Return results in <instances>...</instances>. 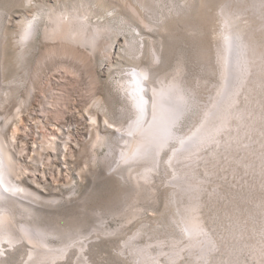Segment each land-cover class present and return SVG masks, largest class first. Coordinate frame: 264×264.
Instances as JSON below:
<instances>
[{"label":"rangeland","instance_id":"374dc122","mask_svg":"<svg viewBox=\"0 0 264 264\" xmlns=\"http://www.w3.org/2000/svg\"><path fill=\"white\" fill-rule=\"evenodd\" d=\"M145 4L0 0V122L8 141L19 125L16 152L23 150L28 172H46L40 184L25 178L45 196L30 218L54 230L78 228L81 239L89 241L84 249L76 245L81 239L68 241L69 256L52 263L40 252L31 256V246L23 241L12 247L1 239L5 252L0 247V264H264V0H145ZM229 9L238 20L234 26L251 40L252 65L219 143L206 146L195 162L181 158L171 164L167 149L161 171L154 172L150 182L139 185L123 178L116 172L122 148L117 131L126 130L135 114L121 83L131 69L151 65L154 47L161 55L152 77L155 82L183 64L185 83L198 103V111L180 128L181 134L190 133L201 123L221 81L219 49L228 28L223 12ZM76 14L87 16L89 30H102L95 54L79 46L84 59L55 52L60 41L45 37L54 18ZM34 19L39 31L31 48H26L21 46V33ZM96 96L109 106L111 124L104 120L107 109L100 108L99 125H91L87 108L96 109ZM60 97L64 98L60 107L66 111L57 118L54 104ZM98 128L109 135L114 148L96 146L95 157L92 146ZM43 131L57 140L58 157L46 166L41 165L39 152L46 159L54 154L41 150ZM66 141L69 150L64 159ZM188 167L201 183L192 201L172 183ZM197 199L199 216L215 245L206 261L198 256L199 246L188 244L183 227L186 206ZM9 205L15 219L13 225L1 224L0 232L17 231L29 213L19 203ZM51 239L56 249L66 242L59 235ZM140 247L150 251L145 261L138 258ZM177 249L180 255L172 260Z\"/></svg>","mask_w":264,"mask_h":264},{"label":"bare ground","instance_id":"6f19581e","mask_svg":"<svg viewBox=\"0 0 264 264\" xmlns=\"http://www.w3.org/2000/svg\"><path fill=\"white\" fill-rule=\"evenodd\" d=\"M137 1L140 5L148 6L145 4V0ZM230 11L229 9L227 12H223V22L228 28L224 31L223 42L219 49L221 81L216 96L204 111L201 123L190 133L181 134L180 128L186 119L198 111V103L193 94L194 90L185 83L183 64H180L172 73L162 74L155 82L152 77L161 55L158 49L154 47L151 65L140 70L131 69L129 76L121 83L135 114L126 130L117 131L116 139L121 143L122 148L119 153L120 160L117 161L116 172L123 178H132L139 185L150 182L154 178V172L161 171L163 154L167 149H170L171 156L168 162L171 164L181 158H191L190 161L195 162L199 157V152L206 146L213 142L219 143V134L227 130L230 125L238 94L246 83L252 65L250 62L251 40L243 37L244 32L242 33L243 30L241 31L240 27L234 26L238 20ZM85 17L87 16L84 14L82 17L78 14L75 18L69 19L62 16L52 18L54 24L45 30V37L60 41L61 46L53 47L55 52L84 59L85 55L78 50L79 46L82 45L88 47L91 54L96 53L102 30L98 27L89 30V20L88 18L84 19ZM76 19H78L77 22ZM38 31L37 19L31 20L21 33V46L31 48ZM252 56L254 57V55ZM32 92L33 86H30L28 100L31 98ZM62 102H64V98L60 97L54 104L58 107L55 110L57 118L62 117L66 111L63 109L64 107H60V105L64 106ZM49 103H52L51 100ZM94 104L97 106L95 110L87 108L91 125L93 127L99 125L100 108L107 109V112H103L104 120L111 124V116L109 117L110 114H108L109 106L105 99L102 96H96ZM239 113L237 112L238 116H244V113ZM3 127L4 125L0 122V228L3 227L1 224L5 223L13 225L16 214L12 206L9 205L11 201L23 205L29 213L25 215V219L20 223L17 231L7 228L6 231L0 232V241L5 239L10 242L12 247L18 246L23 241L24 244L31 246V256L40 252L52 263L57 259L67 258L72 250L68 241H75V239H81L83 236H79L81 232L78 228L54 230L56 227L51 229L30 218L31 212H36V209L39 208V199L45 196L36 188L31 187L25 178H29L32 183L40 184L45 180L44 174L46 172L42 175L38 171L28 172L27 165L22 161L23 150H20L19 154L16 152L15 143L20 129L19 125H15L10 141L6 139ZM45 130L46 128H44ZM25 131L29 132L30 128L25 127ZM217 139L218 141H216ZM56 142L57 140L53 139L51 134L43 133L41 150L53 151L54 155H49L46 159L40 151L38 159L42 166H46L47 162L58 157L55 154ZM153 142H159L163 146L154 155H142L143 149ZM104 144L108 146L109 151H113V140L109 135H102L98 128L92 146L95 157L98 155L95 147H102ZM64 150L66 152H64V159H66L69 150L68 141L64 145ZM138 171L140 172L137 173ZM178 175L179 177H176L172 183L181 188L182 194L186 193L191 196L192 201V196L195 198L194 192L200 190L201 183L192 178V167L184 169ZM50 200L56 201L58 198H50ZM199 205L197 199L186 206V211L183 214V227L189 234L188 244L192 247L199 246L198 256L203 257L206 261L209 254L214 251L215 245L205 230L203 218L199 216ZM55 235H59L66 241L60 249H56L51 241V237H55ZM81 241L76 245L84 249L89 241L86 238L81 239ZM0 247L5 252V245L2 242ZM149 255L151 254L147 248H139L138 258L142 261H145ZM179 255L180 250L177 249L170 258L173 260Z\"/></svg>","mask_w":264,"mask_h":264},{"label":"snow or ice","instance_id":"6c2138e0","mask_svg":"<svg viewBox=\"0 0 264 264\" xmlns=\"http://www.w3.org/2000/svg\"><path fill=\"white\" fill-rule=\"evenodd\" d=\"M163 145L159 142H153L149 146L143 149L142 155H154Z\"/></svg>","mask_w":264,"mask_h":264}]
</instances>
